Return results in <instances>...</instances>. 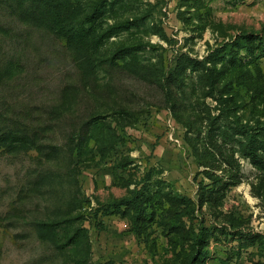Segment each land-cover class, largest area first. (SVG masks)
Listing matches in <instances>:
<instances>
[{
  "label": "rangeland",
  "instance_id": "374dc122",
  "mask_svg": "<svg viewBox=\"0 0 264 264\" xmlns=\"http://www.w3.org/2000/svg\"><path fill=\"white\" fill-rule=\"evenodd\" d=\"M83 14L0 0V264H264V167L214 134L264 140V0H129L102 41Z\"/></svg>",
  "mask_w": 264,
  "mask_h": 264
},
{
  "label": "trees",
  "instance_id": "16d2710c",
  "mask_svg": "<svg viewBox=\"0 0 264 264\" xmlns=\"http://www.w3.org/2000/svg\"><path fill=\"white\" fill-rule=\"evenodd\" d=\"M42 1V0H39ZM55 6L63 7V10L67 11L72 17L76 18V15H81V12H84L82 15V29L86 30L88 33H99L97 35V38H99L100 41L103 39H108L114 35H117L121 29H127L131 26H139L142 22V17H135L133 19L127 20V22L117 25V24H107L104 25L103 21H105V16L107 14H112L116 9H120L123 6H125L129 0H102L100 1L97 6L94 8L92 12H89L87 14V0H49ZM79 7H82V11L78 10ZM48 8V5H46V9ZM42 13H45L46 10L44 9L41 11ZM58 13H60L58 11ZM34 15V14H33ZM35 18H38L40 21L44 19L45 14L39 13L38 15H34ZM74 21V20H73ZM87 22H90V25L87 26ZM56 29L61 33H68L67 27L64 25L62 21H52L51 22ZM88 27V28H87ZM163 31V30H162ZM161 35H165V32H162ZM71 43L74 45V48L81 53L82 57L87 59V64L90 63V57L92 54H90V50L85 49L83 50L82 47L78 46L77 43L72 42V37L70 38ZM84 53V54H83ZM134 50L131 48H123L116 52L114 55L115 58H121L123 60H126V62L129 64H133L130 62L131 60L128 59L129 56L133 55ZM129 65L130 67H132ZM144 73L146 68L141 67L138 68ZM148 73V72H147ZM144 75H146L144 73ZM222 117V115H218L217 119ZM214 134L222 138L226 142H234L237 143L240 147V149L243 151L245 155L250 157L252 162H254L257 165H260L264 167V155L262 154V148H264V140L259 138L257 134H254L253 132H249L241 125H234L231 120H222L219 124L214 123ZM107 149H103V151H106ZM64 222L71 221V219L63 220ZM81 232L87 235V229L85 227L79 226L75 229V232L70 236L69 242H76L77 238L80 237ZM206 243V242H205Z\"/></svg>",
  "mask_w": 264,
  "mask_h": 264
},
{
  "label": "crops",
  "instance_id": "0c3cea01",
  "mask_svg": "<svg viewBox=\"0 0 264 264\" xmlns=\"http://www.w3.org/2000/svg\"><path fill=\"white\" fill-rule=\"evenodd\" d=\"M97 177L105 179V182H103V189L106 188L107 189L106 191H108V190L113 188L112 187V183H113L112 182V179H113L112 177L107 176L106 178H104L101 175L97 176Z\"/></svg>",
  "mask_w": 264,
  "mask_h": 264
}]
</instances>
